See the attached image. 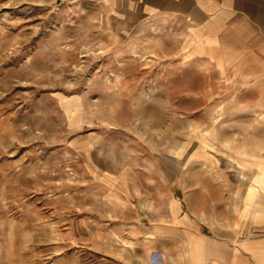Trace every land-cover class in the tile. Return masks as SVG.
Segmentation results:
<instances>
[{
  "label": "rangeland",
  "instance_id": "rangeland-1",
  "mask_svg": "<svg viewBox=\"0 0 264 264\" xmlns=\"http://www.w3.org/2000/svg\"><path fill=\"white\" fill-rule=\"evenodd\" d=\"M82 2L0 0V264H152L130 175L188 162L224 108L164 51L170 23L131 35Z\"/></svg>",
  "mask_w": 264,
  "mask_h": 264
},
{
  "label": "crops",
  "instance_id": "crops-1",
  "mask_svg": "<svg viewBox=\"0 0 264 264\" xmlns=\"http://www.w3.org/2000/svg\"><path fill=\"white\" fill-rule=\"evenodd\" d=\"M82 5L131 35L170 23L164 51L177 55L181 69L193 68L194 79L200 71V85L225 82L224 95L212 94L224 102L210 111L218 125L201 128L210 138L200 137L194 157L167 159L155 174L130 175L126 204L135 214L131 226L141 231L131 243L152 247V264H264V0ZM189 80L183 100L202 101Z\"/></svg>",
  "mask_w": 264,
  "mask_h": 264
}]
</instances>
